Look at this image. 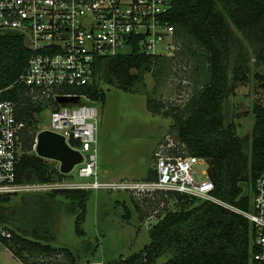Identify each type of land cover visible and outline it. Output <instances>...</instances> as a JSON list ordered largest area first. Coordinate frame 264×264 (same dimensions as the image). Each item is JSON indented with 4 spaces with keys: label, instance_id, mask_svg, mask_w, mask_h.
Returning a JSON list of instances; mask_svg holds the SVG:
<instances>
[{
    "label": "trees",
    "instance_id": "16d2710c",
    "mask_svg": "<svg viewBox=\"0 0 264 264\" xmlns=\"http://www.w3.org/2000/svg\"><path fill=\"white\" fill-rule=\"evenodd\" d=\"M167 20L181 45L176 57H151L135 46L129 53L98 61L94 82L79 94L93 104H104L102 85L129 92L145 73L158 78L174 71L178 75L180 69L187 79L193 74L196 87L182 106L162 114L165 105L156 103L149 94L146 105L154 114L171 118L169 134L185 145L188 155L209 161L212 194L228 208L185 194L158 193L154 199H159L156 208L160 213L149 230L150 243L137 253L106 264H155L161 256H168L164 264H253V227L232 209L251 210L250 193L253 195L264 162V106L254 105L251 135L240 137L233 123L225 124V105L239 86L248 84L251 62L257 69L264 66V0H172ZM28 57L22 37L0 35V100L12 101L18 120L25 124L18 180L42 183L69 179L55 162L40 158L33 150L41 131L37 116L50 102L34 99L27 88L16 83ZM254 76L262 79L259 73ZM70 145L77 146L71 141ZM154 178L150 169L145 180ZM89 195L90 190L22 194L17 203H11L16 194L0 195V245L21 264H74L68 249L50 245L52 228L62 213L57 198L70 202L64 214L73 215L80 208L76 229L81 233ZM170 200L173 209L167 207Z\"/></svg>",
    "mask_w": 264,
    "mask_h": 264
},
{
    "label": "built area",
    "instance_id": "2783aa9c",
    "mask_svg": "<svg viewBox=\"0 0 264 264\" xmlns=\"http://www.w3.org/2000/svg\"><path fill=\"white\" fill-rule=\"evenodd\" d=\"M171 2L0 0V35L22 37L29 50L16 83L27 88L34 99L50 102L46 130L62 136L83 157L68 174L69 179L20 182L18 166L23 154L25 124L18 120L12 101L0 100V195L108 190L127 191L142 200L154 199L158 193L175 192L227 207L212 194L214 184L209 161L188 155L185 145L170 134L153 150V180L114 183L98 180L94 145L99 112L96 104L79 93L94 82L98 61L129 53L135 46L151 57H176L181 45L167 20ZM180 82L187 86L188 81ZM60 97L77 101L61 105L57 101ZM70 141L77 146L72 147ZM35 146L36 140L34 151ZM205 163L204 171L197 169ZM75 176L83 182H75ZM232 210L244 216L253 227L252 263L264 264V162L254 184L251 210Z\"/></svg>",
    "mask_w": 264,
    "mask_h": 264
},
{
    "label": "rangeland",
    "instance_id": "374dc122",
    "mask_svg": "<svg viewBox=\"0 0 264 264\" xmlns=\"http://www.w3.org/2000/svg\"><path fill=\"white\" fill-rule=\"evenodd\" d=\"M189 47L197 50L196 45L189 43ZM186 70L190 71L189 68ZM254 73L261 74L262 79L255 77ZM174 74L175 71L171 75L156 78L152 73H145L129 92L102 85L106 99L104 104H96L99 122L94 145L99 182L145 180L152 167L153 150L169 134L172 125L171 118L148 110L146 94L156 103L165 105L161 111L164 114L171 107L185 104L196 87L191 79L193 74L189 75L191 80L180 69L176 71L178 75ZM184 79L189 82L187 86L180 82ZM255 104L264 106V66L257 69L251 62L248 84L239 86L225 105V124L233 123L240 137L251 135ZM49 116V108L37 116L40 119V130L49 128ZM206 167L205 163L197 166V169L204 171ZM74 179L75 182H83L76 176ZM17 195L11 203H17L21 194ZM57 200L61 203L59 208L62 213L52 228L54 239L50 245L53 248L68 249L74 264H106L141 251L150 243L149 230L158 220L156 213H160V208H156L158 198L141 202L127 191L91 190L79 233L76 219L81 212L80 208L77 207L73 215L64 214L70 202L60 197ZM173 206L170 200L168 209H173ZM126 210L129 213L128 219ZM167 260L168 256H161L155 264H164ZM0 264L20 263L0 245Z\"/></svg>",
    "mask_w": 264,
    "mask_h": 264
},
{
    "label": "water",
    "instance_id": "95a60500",
    "mask_svg": "<svg viewBox=\"0 0 264 264\" xmlns=\"http://www.w3.org/2000/svg\"><path fill=\"white\" fill-rule=\"evenodd\" d=\"M57 101L61 105H66L76 102L77 99L60 97ZM35 153L40 158L57 162L59 172L63 175L70 174L73 168L83 161L78 150L71 148L62 136L48 130H43L36 136ZM191 198L196 200L195 197Z\"/></svg>",
    "mask_w": 264,
    "mask_h": 264
},
{
    "label": "crops",
    "instance_id": "0c3cea01",
    "mask_svg": "<svg viewBox=\"0 0 264 264\" xmlns=\"http://www.w3.org/2000/svg\"><path fill=\"white\" fill-rule=\"evenodd\" d=\"M20 263V262H19ZM21 264V263H20Z\"/></svg>",
    "mask_w": 264,
    "mask_h": 264
}]
</instances>
